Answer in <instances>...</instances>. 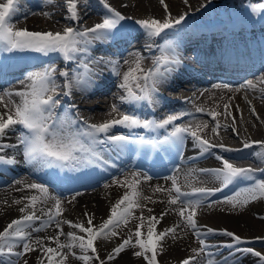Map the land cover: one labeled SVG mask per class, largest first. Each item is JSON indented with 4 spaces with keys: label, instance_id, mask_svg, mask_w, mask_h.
I'll use <instances>...</instances> for the list:
<instances>
[{
    "label": "bare ground",
    "instance_id": "1",
    "mask_svg": "<svg viewBox=\"0 0 264 264\" xmlns=\"http://www.w3.org/2000/svg\"><path fill=\"white\" fill-rule=\"evenodd\" d=\"M106 2L126 17L122 21V26L114 33L115 35L119 32H124L119 34L124 35L120 37L121 42L117 50V53L120 54L119 60H101L95 55L96 50L105 48L103 42L110 44L109 40L111 37L102 41H93L89 46L88 53L78 54L79 58L71 62L64 61L58 53H51L45 56L34 52L8 53L0 51V115H3L6 119L8 114H14V103L18 104L21 101V97L15 95V93L26 89V86L30 83L27 75L39 71L48 65L56 69L55 81L58 87L55 95L61 102L66 95L62 87L64 85V78L59 73L67 70L70 76L83 74L82 62L88 65L89 71L86 78L101 79L102 86L94 83L81 87L74 86L70 96L76 99L79 104V111L84 117H88L91 121L97 123H105L119 119L123 114L121 112L125 107H121L119 95L124 89H121L119 84L121 83L123 74L130 67H134L136 51L143 52L145 50L141 46V42L146 43L145 46L150 47L152 50V53L146 51L149 54L146 55L145 53V57L141 61V67L148 70L150 62L153 61V58L159 52L162 56L172 54L171 50L167 53L160 51V46L164 44L165 39L173 42L175 56L179 58V61L184 59L189 63L198 58L196 53H200L201 49H211L214 47L218 42L215 31L226 28V23H221L222 29L221 27L213 29L210 34V44L205 42L203 33H199V27L202 21L210 26V20L215 17L221 18L229 26L233 23L230 26L232 35L228 42L231 44L234 52L237 51L240 54L236 55L237 57L245 58L249 45L254 43L256 39L264 40V11H253V6L258 3H264V0H187V2L185 0H165V3L168 5L167 12L161 5L160 0H106ZM3 3H6V0H0V4ZM77 12L78 20L73 21L67 18L70 15L68 12V0H51V2L49 0H18L16 12L10 22L16 30L27 29L32 32H63L66 27H73L83 31L86 28L93 27L96 23L102 22L103 17L107 14V9L104 8L100 0H77ZM45 13L48 15H45ZM168 13L171 14L172 19H176L184 14L187 15L185 21L180 25L166 30L167 36L162 34L160 37H149L135 23L137 20L144 19L163 21L168 16ZM242 27H245L244 30H241ZM131 35H137L134 45L131 46L129 45L130 43H127L125 46V39ZM240 43L243 44L242 51L239 50ZM218 44V49H227L229 47L224 42ZM261 48L264 51L263 46ZM233 57H228V59L232 60ZM125 61H128V63H125ZM205 63L208 70L221 68L231 71L230 65L225 66L217 60L205 61ZM114 65H116L115 70H118L121 76L114 75ZM254 69V62H251L245 68H239L238 71L242 72V74L237 78L236 82L229 83V86L212 89L207 84H192L190 86L189 90L194 91L193 94L191 93V97L193 98H190L192 99L190 101L192 104H189L187 101L186 107L193 109L197 105L202 111L192 117L185 118L184 124L187 125L189 130L195 131L202 139L209 141L211 145L216 146L221 143L227 148L239 151L225 152L219 147L215 149L216 152L214 154L210 151L211 155L206 157L207 153L201 154L200 149L194 145V141L188 139L190 143L186 144V149L190 152L187 157L193 156V163H197L199 169L194 170V176L189 183L183 184L182 181L184 179L180 177L181 181L178 182V185L185 191L192 190L194 187H216L220 184L219 181L210 175L199 172L200 169L221 167V161L217 159V156L220 155L227 157L229 163L236 167L256 170L257 177L264 178V173L261 172L264 169V160L253 154L255 151H259V149L256 147L251 149L243 148L245 142L264 141V70L251 83L252 87L248 86V82L246 85L240 83L247 71ZM89 74H93L94 77H87ZM171 74L174 75L171 79L173 82H168L162 87L163 92H167L168 96L183 92L182 89H179L182 85H177L178 77L183 81L193 83L198 76L195 70L186 72L181 68L180 63L174 65V71ZM230 75L226 71H223L220 77ZM131 86L132 88H136L135 82ZM197 87L201 89L200 92L197 91ZM187 92L183 95H187ZM8 93H13V95L9 96L7 95ZM114 104L118 105L119 111H113L112 106ZM225 105L229 106L227 112H230L231 115L227 114ZM252 108L255 109V115L251 111ZM207 111L216 113L215 119L207 115ZM217 124L219 125L218 134L213 131ZM4 143L16 144L17 133H10L5 138ZM3 154L15 157L17 163L0 166V181H8V184L0 189V231L3 230L7 223L9 224L12 220L18 219L23 215L19 209L28 201L24 200L21 204H16L14 201L37 194L35 190L25 187L26 184L37 182L32 178L36 174V165L25 163L22 151L18 147L7 149ZM192 165L191 163L188 166ZM18 169H23L24 172L11 177ZM3 173L8 177L3 176ZM132 173L136 172L128 170L100 188L81 193L78 196L74 195L75 199H73L74 196L65 199L60 198L62 201V216L59 219L72 221L73 223H85L87 226L86 221L88 217L84 215L87 212L90 216L94 217L93 224L99 225L108 218L112 205L124 194L126 189L120 185L125 182V178L131 180ZM179 173L180 171L175 176L177 177ZM143 176L142 174L140 177V188L145 196L152 197V201L141 200V203L145 207L133 209L134 216L129 217L127 227L121 225L116 229L119 232L118 236L110 237L107 240H97V254L100 259L105 260V264H147V261L143 257H136L134 255L135 251H139L138 247L126 248L111 261L107 260V256L123 239L128 238L130 232L135 230L137 223H139L137 217L141 213H143L144 217H160L161 213L167 212V215L156 225V230L162 231L177 223H180L181 227L176 229L178 234L176 240L171 239V237L165 239L163 251L158 253L157 261L158 264H182V261L186 258L196 255L193 249H198L200 246H198L196 240L193 238L191 231L184 228L180 216L172 210L177 206L168 203L170 199L169 194L167 192L154 191L157 186L164 189L171 188V186H168V180L145 181ZM17 181H20V183H17ZM115 181H119L120 184L115 183ZM235 184L229 186L228 189ZM240 188L242 187H237L235 191ZM51 195L53 194L51 193ZM172 195L173 193H171ZM196 198L200 197H195L194 199ZM223 201L204 203L198 209L196 216L201 236L205 239L206 244L209 245L207 251L213 253L211 258L221 264L224 263V258H228L229 262L234 261L236 264H264L261 258L264 257V199L256 200L245 207L237 208H233ZM53 203L54 201L49 200L46 204L39 205L38 207L47 209L52 207ZM148 209H151V212ZM40 214L37 211V215ZM145 224H147V221H145ZM61 227L65 234L75 232L77 235H86L66 223H63ZM208 228L217 231L210 234L207 233ZM220 230L235 233L242 238V242L236 244L231 237L222 234ZM141 231L146 232V228L141 229ZM57 232L58 229L53 222L50 227H47L43 231L32 233V237L33 239L37 237L45 238L44 244L56 247L54 242H50L46 238L56 236ZM60 240L66 242L67 237L61 235ZM133 240H135V237H133ZM227 244H233V247H225L224 245ZM221 247L223 248L222 250H220ZM246 248H252L254 252H260L261 257L237 250ZM232 249L235 252L230 257ZM73 251L77 256L82 254L79 248H74ZM40 253L39 249L30 252L24 256V261L27 260V264H39ZM227 253H229L228 256H226ZM88 254L92 255L95 259L96 254L90 251ZM201 257L202 254L196 256V260L192 264H201ZM79 262H81L79 259L73 260L71 257L66 261V263L71 264H79ZM95 263L100 264L99 260L96 259Z\"/></svg>",
    "mask_w": 264,
    "mask_h": 264
},
{
    "label": "snow or ice",
    "instance_id": "2",
    "mask_svg": "<svg viewBox=\"0 0 264 264\" xmlns=\"http://www.w3.org/2000/svg\"><path fill=\"white\" fill-rule=\"evenodd\" d=\"M100 2L107 9V14L103 17L102 22L96 23L93 27L86 28L83 31L73 27H66L63 32L53 33L14 29L10 21L16 12L18 0H6V3L0 4V51L8 53L34 52L45 56L51 53H58L64 61H75L79 58L78 54L89 52V46L93 41H102L114 36L116 30L122 26V21L126 19L120 12L112 8L106 0H100ZM160 3L167 12L168 5L165 3V0H160ZM253 11H264V3L254 5ZM68 12L70 14L67 17L68 19L73 21L79 19L77 0H68ZM45 15L48 14L45 13ZM186 15L184 14L176 19H172L171 14L168 13V16L163 21L144 19L137 20L135 23L149 37H160L162 34L167 36L166 30L180 25L185 21ZM169 50L172 52L171 55L165 54L158 58L154 61V67L148 70L141 67L142 57L137 54L134 67H130L123 74L121 83L119 84V87L126 92L125 96L120 97L122 103L132 104L139 101H147L150 105L158 103L156 99L158 93L157 85L164 82L174 71V65L180 63L179 58L175 56L173 42L165 39L164 44L160 46V51L167 53ZM125 63H128V61H125ZM81 64L84 70L83 74L70 76L67 70L59 73L64 78L66 96L72 94L74 86H87L90 83L89 79L86 78L89 71L88 65L82 62ZM115 68L116 65H114V75L121 76V73L115 70ZM55 77L56 69L51 65L45 66L39 71L29 73L27 79L30 83L26 86V89L15 93V95L21 97V101L18 104L13 102L14 114H8L6 119L3 115H0V166L17 163L15 157L3 154L7 149L17 147L21 149L25 163L39 165L40 168L79 171L81 168L93 165L97 167L102 166V164H107L108 161L103 158L102 152L98 151V146L109 144L123 149L128 144L145 142L143 137L134 139L131 136L123 134L109 135L110 131L117 126L126 129L142 128L154 131L157 129H167L171 125V131L164 137L161 143H172L179 148L184 142L185 134L188 133L192 136L194 145L200 149L201 154L208 153L213 147H216L198 136L195 131L190 132L189 128L175 124V121L180 119V116L185 115V113L168 115L159 121L140 119L135 114L125 113L119 119H114L103 124L88 125L85 123L80 125L77 120L71 118L69 115L57 113L56 109L60 107V100L55 95L58 87ZM133 82H135V87L139 89V95L136 91H133L131 86ZM248 86L252 87L251 82H248ZM7 95L11 96L13 93H8ZM73 107L75 106L73 105ZM112 108L113 111H119L116 104ZM228 108L229 106L225 105L226 112ZM198 111L202 110L198 109ZM251 111L255 115V109L252 108ZM227 114L231 115L230 112H227ZM210 115L215 119L217 114L213 112ZM233 119L235 118L233 117ZM218 128L219 125L217 124L216 128L213 129L217 134ZM10 133H18L16 144L4 143L5 138ZM101 136L104 138L100 139ZM147 143L152 144L154 142L149 140ZM219 147L225 152L239 151L227 148L224 145H219ZM254 147L258 148L259 151H255L253 154L264 160V141L245 142L243 145L244 149ZM217 159L221 161V167L200 169L199 172L210 175L219 181L221 187H194L191 192H184L178 185V178L171 176L166 177V179L171 181V188L164 189L157 186L154 190L169 194L170 199L168 203L177 206L172 210L180 216L184 228L190 229L199 242L200 247L193 249L196 255L186 258L182 261V264H192L196 260V256L201 254L209 256L206 264H216L211 258L212 254L207 252L209 245L202 238L196 220L198 209L203 206L207 197L214 195L217 191H222L223 188L244 181L250 183L235 191L232 196L225 197L224 203L237 208L245 207L253 201L264 199V178L257 177L256 170L236 167L223 156H217ZM261 172L264 173V169ZM141 175L140 173H132L131 180L125 178V182L120 185L126 189L124 194L112 205L108 218L99 225L93 224L94 217L85 212L84 215L88 217L86 221L87 226L85 223H73L72 221H61L59 219L62 216V201L59 197L51 195L49 187L46 184L37 182L26 184L25 187L27 189L35 190L37 194L14 201L16 204H21L24 200L28 202L19 209L23 215L18 219L12 220L3 231H0V257H15L18 262L21 256L39 249L42 253L39 264H45V261L46 264H66L69 256L79 259L83 264H89L93 259V256L87 254L90 251L96 254L95 259L99 260L100 264H105V260L100 259L97 254L96 241L118 236L119 232L116 229L121 225L127 227L129 217L134 216L133 209L145 207L141 203V200L152 201V197L145 196L140 188ZM143 179L148 181L152 178L150 176H143ZM17 183H20V181H17ZM115 183L120 184L119 181H115ZM173 191L175 192V196H171ZM76 195H81V193L77 192ZM197 195L200 198H191ZM73 199H75V196ZM49 200L54 201L52 207L47 209L38 207L39 205L46 204ZM37 211L41 214L37 215ZM148 211L151 212V209H148ZM165 215H167V212L161 213L160 217H144L143 213H141L137 217L139 223H137L135 230L130 232L128 238L123 239L119 245L112 249L107 256V260H114L126 248L138 247L139 251L134 252L136 257H143L147 261V264H158L157 255L163 251V242L168 237L176 240L178 238L176 229L181 227V224L177 223L162 231H157L156 225ZM145 221H147V224H145ZM37 222L41 223L35 226ZM53 222L58 232L56 236H50L46 239L54 242L56 247L44 244L45 238L37 237L33 239V232H41L45 228L50 227ZM61 223H66L86 235H77L75 232L65 234ZM143 228H146V232L141 231ZM216 231L212 228L207 229V233L210 234ZM220 231L222 234L231 237L236 244L242 242V238L235 233L227 230ZM61 235L67 237L66 242L60 240ZM133 237H135V240H133ZM224 246L232 248L233 244ZM74 248H79L82 254L77 256L73 251ZM237 250L261 257V253L254 252L252 248ZM261 258L264 261V257ZM4 264H14V262L9 259ZM24 264H27V260H25ZM224 264H229L228 258H224Z\"/></svg>",
    "mask_w": 264,
    "mask_h": 264
},
{
    "label": "rangeland",
    "instance_id": "3",
    "mask_svg": "<svg viewBox=\"0 0 264 264\" xmlns=\"http://www.w3.org/2000/svg\"><path fill=\"white\" fill-rule=\"evenodd\" d=\"M20 172V171H19ZM7 182L5 181L4 183H0V184H2V185H4V184H6ZM1 186V185H0ZM61 220V219H60ZM61 221H63V220H61ZM10 223V222H9ZM8 224V223H7ZM7 224H6V226H7ZM63 225V223H61V226ZM5 226V227H6ZM4 227V228H5ZM3 228V229H4ZM3 231V230H2ZM260 253V252H259ZM88 254V253H87ZM88 255H90V254H88ZM92 256V255H91ZM42 257V253H40V256H39V258H41ZM69 257H71L73 260H75L76 258L75 257H73V256H69ZM8 258L9 257H0V264H4V262L5 261H8ZM9 259H11L13 262H14V264H24V256H21L19 259H18V262H17V258H15V257H11V258H9ZM40 260V259H39ZM38 261V260H37ZM72 261V260H71ZM72 263V262H71ZM71 263H66V264H71ZM46 264V263H45ZM79 264H83V262L81 261V262H79ZM89 264H96L95 263V259H94V257H93V259L89 262Z\"/></svg>",
    "mask_w": 264,
    "mask_h": 264
}]
</instances>
